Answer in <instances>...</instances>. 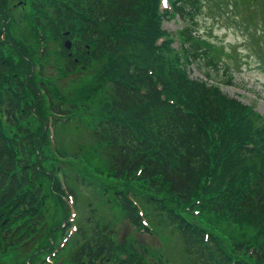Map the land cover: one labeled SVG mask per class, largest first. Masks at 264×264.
<instances>
[{
    "label": "trees",
    "instance_id": "1",
    "mask_svg": "<svg viewBox=\"0 0 264 264\" xmlns=\"http://www.w3.org/2000/svg\"><path fill=\"white\" fill-rule=\"evenodd\" d=\"M193 1L177 0L175 9L181 19L179 32L184 41L185 51L201 71L204 79L189 75L179 77L181 72L176 71L173 59H166L167 67H174V74H170L173 79L167 81L168 87L174 90L164 91L165 96L152 84L146 72L147 67H152L163 81L164 89H167L164 80L168 78V74L163 70L164 67L159 69L157 62L154 61L156 54L150 48L153 36L162 31L156 26V16L154 15L155 20L152 18L154 21L150 25L147 10L145 14L148 28L138 35L133 34L130 39L128 35L115 40L110 38L112 27L118 29L124 27L125 33L128 29L133 30L143 20L145 15L143 16L144 13L140 9L142 0H54L50 12H45V16L48 20L55 19L54 24H59L65 29L70 18L79 15L82 27L74 42L76 49L78 50L80 40H89L91 34L96 31L98 36L95 38L96 44L91 52V58L104 60L100 68L107 67L111 71L117 69L118 74L115 78L112 77L111 86L106 90L104 100V109L109 110L111 114L109 117H101L98 120V127L91 130L96 142L102 143L107 151L105 152L107 175L112 179L127 178L126 181L132 178L131 175H135V178L148 182L153 193H159L166 188L170 201L184 202L196 192L202 177L211 173L208 170L210 128L213 126L220 128L216 124L225 127L227 123L240 130L237 146L232 149L231 156L223 167L224 170L230 171V175L235 174L230 178L231 185L223 193L213 194L207 201H205L207 196L204 195L198 209L200 212L203 211L202 207L214 211L224 209L231 214L239 212L241 215H248L251 219L257 217L259 221L264 222V133L250 132L253 128L251 117H257L258 113L252 109V114L244 107L237 112L229 107L227 94L219 88L221 83H231L230 76L226 77L228 72L226 66L220 64V71L215 68L216 64L214 69L208 66L209 72L201 67V59L208 56L211 43L197 37L191 29L192 20L189 14ZM42 10L44 12L43 7ZM152 13H156L155 9L151 10L150 14ZM38 17L40 18L39 15ZM100 24L102 27H109V30H101ZM138 36L140 43H137ZM129 47L136 50L129 52L127 49ZM114 48H121L125 56L114 55L116 59L112 56V60L111 56L108 58V52ZM61 49L66 50L63 45ZM64 57L65 69L72 68L77 62L69 54ZM14 68L12 70L17 73ZM10 71V62L0 52V237L5 244L1 249L34 234L43 219L41 204L44 203L42 185L37 182L38 174L42 173L41 164L36 163L37 157L31 160L29 152L34 149L33 143L41 144L40 139L45 141V130L36 132L28 121L30 115L39 119L37 107L32 111L25 97L27 91H22L17 84L10 85L13 81V78L7 75ZM106 73L104 70L101 74ZM141 86L145 87L142 91L139 90ZM98 87V84L96 88V83L89 82L86 91H94ZM28 91L30 94L31 89ZM44 94L47 107L52 114H64L65 117H69L68 110H65L69 106L62 102L55 103L46 90ZM166 97H171L177 102L169 101ZM114 114L123 116V119L115 118ZM127 116L145 119L147 128L134 131L128 125ZM222 132L221 129L220 133ZM249 139L257 140L258 145L252 149L246 148L244 143ZM59 142L61 143V139ZM224 143L221 141L222 145ZM53 148L57 155L63 156L56 146ZM254 155L257 156L258 168L253 188L239 192L236 182L242 175L236 169L249 163ZM49 176L51 182L47 183L48 188L59 191L58 182L51 172ZM88 179L95 181L91 187L97 189L99 193L98 202L105 204L102 210L109 211L108 207H114L121 214L120 218L124 217L132 225H138L134 206L126 197L124 188L115 186L110 181L106 184L105 182L96 184L98 179L95 176L89 175ZM212 183L213 181L210 184ZM68 191L74 195L71 188ZM129 191L137 198H141L142 206L146 205L154 215L156 232L164 230L168 240L179 244V254L185 258L187 264H249L242 258H236L231 263V253H228L232 252L230 246H227L214 231L207 230V233L203 234V226L190 223L170 203L154 201V196L150 192L140 194L133 189ZM57 196L62 201V196ZM86 197L83 202L87 213L85 218L81 216V226L78 227L75 237L81 239V243L67 254L69 264H79L83 257H86V264H92L94 260H99L100 264L118 247L107 233L109 215H103L94 206L87 208L85 203L87 205L90 201L86 200ZM45 198L48 202L46 195ZM3 210L10 211L9 216L2 218ZM64 211L63 203L60 222ZM16 212L19 215L18 219H13ZM13 220L14 223H11ZM58 228L57 224L55 231ZM257 228L256 240L252 243L249 253L255 264L264 259V225L258 223ZM242 239L243 237H240L235 241L231 237L232 248H238ZM129 258L135 261V264H149L142 256L136 254L135 249L129 254Z\"/></svg>",
    "mask_w": 264,
    "mask_h": 264
},
{
    "label": "rangeland",
    "instance_id": "2",
    "mask_svg": "<svg viewBox=\"0 0 264 264\" xmlns=\"http://www.w3.org/2000/svg\"><path fill=\"white\" fill-rule=\"evenodd\" d=\"M159 2L160 0H142L140 9L144 13L143 16L145 15L143 20L133 30L128 29L125 33L123 32L126 30L124 27L121 29L112 27L110 38L115 40L128 35L130 39L133 34L138 35L145 31L149 25L145 13L148 10L151 25V22L154 21L150 14L151 10L153 8L159 10L160 7L157 5ZM53 3L54 0H0V52L11 65V71L7 74L9 78H13L10 85L17 84L22 91H27L25 92L27 103L31 106L32 111L37 107V116H39V119H35L30 115L28 121L31 126H34L36 132L45 130V141L40 139L41 144L33 143L34 149L29 152L30 159L33 160L37 157L36 163L38 165L40 163L42 168V173L38 174L37 181L42 185L41 192L44 196V203L41 204L42 222L34 234L9 247L1 249L2 241L0 240V264H69L67 254L70 251L66 249L56 257L45 256L50 250L49 244L58 233L55 228L57 224H60L63 203L65 205L66 200L63 196L65 188H71L74 192L78 209V212L75 213V221L82 218L80 214L85 218L87 209L84 207L83 200L87 195L86 200L90 201L87 205L85 203L87 208L94 206L103 215H109L107 233L118 246L115 250L116 254L135 249L136 254L142 256L149 264H159L156 258L158 253L161 255L162 252L165 256V264H187L185 258L183 259L179 254V244L168 240L164 230L160 229L156 232L157 225L154 223V215L143 204L144 211L141 198H137L135 194L129 192L130 198L135 203V209L138 211L136 216L139 217V209H141L140 216L149 223L150 228L145 226L142 230L138 227L134 228V225L124 217L120 218L121 214L114 207H108L109 211L102 210V206L104 207L105 204L98 202L99 193L97 189L94 190L91 187L95 181H90L89 175L98 179L96 184L101 182L106 184L110 181L115 186L124 188L125 192L131 189L140 194L150 192L154 196V201L170 203L190 223L201 225L204 230L214 231L227 246L231 247L232 252L228 251L231 253L230 258H242L249 264H255V261L249 256V246L256 240L258 223L264 225V222L259 221L257 217L251 219L248 215H241L239 212L231 214L224 209L214 211L208 207H202L203 211L201 212L198 209L204 200V195L207 196L205 200L207 201L211 195L223 193L231 185L230 178H233L235 173L230 175V171L224 170L223 167L231 156L232 149L237 146V138L240 136L239 128L227 123L225 127L216 124L223 130L222 133H220L221 129L216 126L210 128L208 170L211 173L202 177V182L196 192L184 202L170 201L166 188L159 193H153L151 185L135 178V175H131L132 178L129 181H126L127 178L112 179L106 173L105 152L107 151L102 143L96 142L91 135V130L97 120L101 117H109L111 114L109 110L104 109V100L106 90L111 86L112 77L115 78L118 74L117 69L115 68V72L108 70L107 67L100 68L104 60L91 58V52L96 44L95 38L98 36L96 31L89 40H80L78 50L76 49L77 46L74 42L82 27L79 15L70 18L69 25L65 26L67 35L61 25L54 24L55 19H46L45 12H50L49 9ZM161 3L164 9L158 12L156 26L162 27L163 30L165 28L167 31L166 40L172 42L171 39L177 40L178 38L176 28L179 23L176 15L169 14L170 10L167 9L165 0H161ZM189 18L192 20L191 29L194 30L197 37L209 40L211 43L208 56L201 59V67L208 72L210 71L209 67L214 69L215 64L218 71H220V64L227 67L226 77L230 76L232 84L228 86L221 84V88L228 96L229 107L237 112L242 110V107L252 114L253 110L255 113L259 112L261 116L258 114L257 117H251L253 128L250 129V132L263 134L264 0H194ZM99 27L101 30H109V27H102L101 24ZM63 38H68L71 42V46L65 51L61 49ZM137 43H140V36L137 37ZM173 44L175 45L174 42H172ZM121 48H114L108 52V58L111 56L112 60L114 55L125 56ZM150 48L156 54L154 61L157 62L159 69L164 67L163 70L168 74V78L164 80L165 87H167L164 91H173L174 89L168 87L167 81L173 79L170 74H174V67H167L166 48L157 50V47H154L151 42ZM127 49L129 52L136 50L131 47ZM67 54L75 61L77 60L75 65L69 69H65L63 62L64 55ZM176 57L178 58L177 53ZM13 67L17 73H14ZM187 68L186 72L176 69L177 72H181L179 77L184 78L187 76L186 73H189L188 75L191 77H202L201 72H198L192 63H188ZM104 70L107 73L103 75L101 73ZM153 74L157 75L155 72ZM89 82L96 83V88L98 84V89L86 91ZM42 86L50 93L55 103L62 102L65 106H69L68 109H65L68 110L69 117H65L64 114L53 115L50 112L47 107L46 95L43 94L44 91L42 92ZM29 89H31L30 94ZM51 117H54V120ZM114 117L123 119V116L118 114H114ZM127 118L129 119L128 125L134 131L147 128L145 119L128 116ZM221 141L225 143L222 145ZM53 146H56L63 156L57 155ZM256 157V155L252 156L249 163L236 169L242 175L236 182L239 192L248 191L253 179L257 176L258 161ZM49 172L58 182L59 191L51 187L48 188L47 183L51 182ZM211 181H213L212 184H210ZM57 195L62 196V201ZM68 205H70V200H68ZM7 209L9 208L7 207ZM1 213V216L5 217L9 216L10 211L3 210ZM77 214L79 219H77ZM18 216L16 212L13 219H18ZM11 223H14V220ZM78 225L81 226V224ZM217 228L222 231L220 232ZM231 237L235 241L243 237L238 248H232ZM122 247H124L123 251ZM41 259H44L46 263H40Z\"/></svg>",
    "mask_w": 264,
    "mask_h": 264
}]
</instances>
